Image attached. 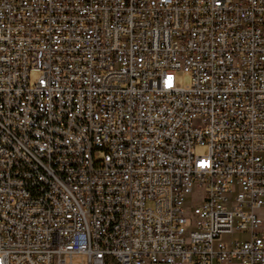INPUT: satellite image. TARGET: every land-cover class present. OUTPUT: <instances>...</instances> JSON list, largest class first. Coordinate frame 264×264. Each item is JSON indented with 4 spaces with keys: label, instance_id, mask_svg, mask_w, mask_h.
<instances>
[{
    "label": "built area",
    "instance_id": "2783aa9c",
    "mask_svg": "<svg viewBox=\"0 0 264 264\" xmlns=\"http://www.w3.org/2000/svg\"><path fill=\"white\" fill-rule=\"evenodd\" d=\"M74 254L264 264V0H0V264Z\"/></svg>",
    "mask_w": 264,
    "mask_h": 264
},
{
    "label": "rangeland",
    "instance_id": "374dc122",
    "mask_svg": "<svg viewBox=\"0 0 264 264\" xmlns=\"http://www.w3.org/2000/svg\"><path fill=\"white\" fill-rule=\"evenodd\" d=\"M38 76V73H31V80L33 81ZM177 81L181 83V85H186L189 82L188 74H178ZM196 152L199 154H205L207 152L206 146H198L196 147ZM245 234L244 233H234L233 235H223L222 239L225 241L237 240L241 239ZM73 263L74 264H87L85 255L82 254H74L73 255Z\"/></svg>",
    "mask_w": 264,
    "mask_h": 264
},
{
    "label": "crops",
    "instance_id": "0c3cea01",
    "mask_svg": "<svg viewBox=\"0 0 264 264\" xmlns=\"http://www.w3.org/2000/svg\"><path fill=\"white\" fill-rule=\"evenodd\" d=\"M231 264H238V262H233V263H231Z\"/></svg>",
    "mask_w": 264,
    "mask_h": 264
}]
</instances>
